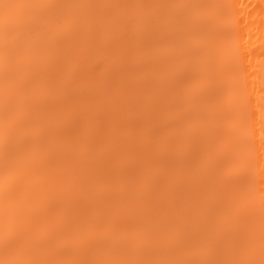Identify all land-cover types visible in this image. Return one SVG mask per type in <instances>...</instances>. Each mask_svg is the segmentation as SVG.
Listing matches in <instances>:
<instances>
[{
  "label": "bare ground",
  "instance_id": "obj_1",
  "mask_svg": "<svg viewBox=\"0 0 264 264\" xmlns=\"http://www.w3.org/2000/svg\"><path fill=\"white\" fill-rule=\"evenodd\" d=\"M0 2V264H259L264 0Z\"/></svg>",
  "mask_w": 264,
  "mask_h": 264
},
{
  "label": "snow or ice",
  "instance_id": "obj_2",
  "mask_svg": "<svg viewBox=\"0 0 264 264\" xmlns=\"http://www.w3.org/2000/svg\"><path fill=\"white\" fill-rule=\"evenodd\" d=\"M26 7L28 6L18 3L0 2V28L5 34L24 22L25 17L22 10ZM262 138H264V132H262ZM190 264H196V262H190ZM204 264H208V262H204ZM211 264H222V262H211ZM244 264H255V262H244ZM259 264H264V258L259 261Z\"/></svg>",
  "mask_w": 264,
  "mask_h": 264
}]
</instances>
